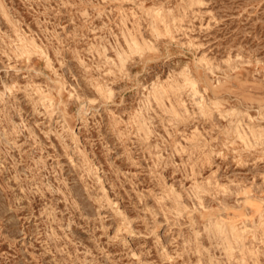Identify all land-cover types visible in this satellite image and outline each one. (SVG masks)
<instances>
[{
    "label": "rangeland",
    "instance_id": "374dc122",
    "mask_svg": "<svg viewBox=\"0 0 264 264\" xmlns=\"http://www.w3.org/2000/svg\"><path fill=\"white\" fill-rule=\"evenodd\" d=\"M0 264H264V0H0Z\"/></svg>",
    "mask_w": 264,
    "mask_h": 264
}]
</instances>
